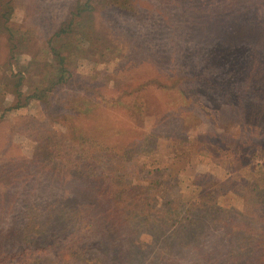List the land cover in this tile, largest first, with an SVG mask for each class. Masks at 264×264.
Returning <instances> with one entry per match:
<instances>
[{"label":"rangeland","instance_id":"374dc122","mask_svg":"<svg viewBox=\"0 0 264 264\" xmlns=\"http://www.w3.org/2000/svg\"><path fill=\"white\" fill-rule=\"evenodd\" d=\"M75 2L13 0L22 65ZM91 2L71 80L0 110V264H264V0Z\"/></svg>","mask_w":264,"mask_h":264},{"label":"trees","instance_id":"16d2710c","mask_svg":"<svg viewBox=\"0 0 264 264\" xmlns=\"http://www.w3.org/2000/svg\"><path fill=\"white\" fill-rule=\"evenodd\" d=\"M99 2H105L104 7L108 10L140 14L131 0H99ZM13 9V0H0V35L6 36L9 46V57L5 67L2 68V65L0 67V110L20 108L33 99L43 101L50 90L71 80V63L75 54H79V51L84 53L97 40V44L100 41L99 35H96L94 4L91 0H76L69 19L46 41L48 58L32 56L22 65L17 57L21 52L18 46L24 40V33L19 34V30L16 31L10 26L9 20ZM76 35L81 37L80 43L72 39ZM85 41L88 42L87 45ZM7 69L10 72H7ZM24 86H27L25 91L22 90ZM8 92L14 96V103L9 107L3 105Z\"/></svg>","mask_w":264,"mask_h":264}]
</instances>
